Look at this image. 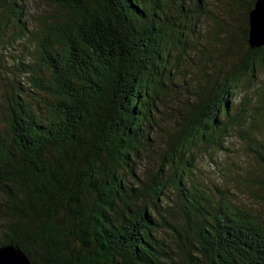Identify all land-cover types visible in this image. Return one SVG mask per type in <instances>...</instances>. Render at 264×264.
I'll return each instance as SVG.
<instances>
[{
  "label": "trees",
  "instance_id": "trees-1",
  "mask_svg": "<svg viewBox=\"0 0 264 264\" xmlns=\"http://www.w3.org/2000/svg\"><path fill=\"white\" fill-rule=\"evenodd\" d=\"M47 1L59 12L29 31L23 6L0 0V44L28 42L2 91L0 246L32 264H264V220L194 180L198 152L214 167L234 133L261 168L247 178L264 197V90L253 108L235 103L264 66V45L247 42L248 13L237 36L226 24L225 38L202 42L208 0ZM10 15L18 30L4 42ZM234 37L246 47L240 62L187 95L155 156L151 121L180 62L200 43L212 63L206 48L223 55Z\"/></svg>",
  "mask_w": 264,
  "mask_h": 264
},
{
  "label": "rangeland",
  "instance_id": "rangeland-1",
  "mask_svg": "<svg viewBox=\"0 0 264 264\" xmlns=\"http://www.w3.org/2000/svg\"><path fill=\"white\" fill-rule=\"evenodd\" d=\"M17 2L23 6L26 12V15L21 16L20 19L26 21L29 31L36 30L39 19H50L59 12L58 8L47 0H17ZM207 2H209V10L212 14L203 17L198 23L201 36L199 38H203L202 42L208 38H225L223 30L226 29V24L233 27L235 36L246 27L245 14L248 13V7H250L249 0H208ZM7 13L8 11L5 10L1 15L2 23L5 22ZM10 16L2 30L4 42L12 38L18 30L12 21L13 15ZM234 38L236 39L223 55L218 53L220 47L206 48L207 52L204 54V58H207V54L211 52L212 63H207L201 57L200 46L198 47L200 43H197L184 56L180 62L179 72L174 79L176 85H169L166 95H162L157 102L158 109L154 110L150 135L155 136L153 149L155 156L162 151L169 132L181 121L184 114V100L187 95L198 94L205 76L209 72L215 71L217 67H220V73H226L228 69L234 68L240 62L246 47L244 42H239L237 37ZM2 45L7 48H3ZM27 45L28 42L24 39H17L13 47H9L6 43L0 44V51L3 55L0 61V129L3 126L4 118L2 91L7 87V81L13 78L12 74L7 71L16 59L21 58ZM256 69L254 77L251 78L252 81L244 77L243 86L235 96V103H249L252 108L259 104L260 93L264 90V66L260 65L258 61ZM18 75L20 74L18 73L16 77ZM32 96L36 99L39 98L38 94L32 93ZM257 132L260 137L264 138V118L262 122L258 123ZM209 154V152L206 154L198 152L194 180L206 182L215 193H217L215 186L226 188L229 191V196L236 203L248 207L261 220H264V197L256 193L254 182L247 178L261 174V168L252 153L245 149L243 139L234 133L230 135L226 148L212 154V157H219V163L214 167L207 163L206 159L209 158ZM148 162L149 160L146 158L140 159L138 171L142 172Z\"/></svg>",
  "mask_w": 264,
  "mask_h": 264
},
{
  "label": "water",
  "instance_id": "water-1",
  "mask_svg": "<svg viewBox=\"0 0 264 264\" xmlns=\"http://www.w3.org/2000/svg\"><path fill=\"white\" fill-rule=\"evenodd\" d=\"M248 45L258 49L264 45V0H255L248 11ZM0 264H32L28 256L13 245L0 246Z\"/></svg>",
  "mask_w": 264,
  "mask_h": 264
}]
</instances>
